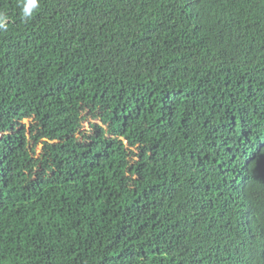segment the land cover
I'll use <instances>...</instances> for the list:
<instances>
[{
	"label": "trees",
	"instance_id": "1",
	"mask_svg": "<svg viewBox=\"0 0 264 264\" xmlns=\"http://www.w3.org/2000/svg\"><path fill=\"white\" fill-rule=\"evenodd\" d=\"M24 2L0 0V264H264V0Z\"/></svg>",
	"mask_w": 264,
	"mask_h": 264
},
{
	"label": "clouds",
	"instance_id": "2",
	"mask_svg": "<svg viewBox=\"0 0 264 264\" xmlns=\"http://www.w3.org/2000/svg\"><path fill=\"white\" fill-rule=\"evenodd\" d=\"M38 3L39 0H25L24 4H23V9H22V14L25 17H31V15L33 14V12L38 8ZM5 24V18L3 17L2 14H0V26H4ZM27 122V124H26ZM32 121L31 120H24L23 121V125H25L26 129H30V125H31ZM39 142H43V140L41 141H33L32 142V149L35 150V146L39 143ZM52 143H56V141H53ZM43 146V143H42ZM43 150V148H42ZM42 153V151H41ZM41 153L39 155H36L37 157L41 155ZM36 154V153H35Z\"/></svg>",
	"mask_w": 264,
	"mask_h": 264
},
{
	"label": "rangeland",
	"instance_id": "3",
	"mask_svg": "<svg viewBox=\"0 0 264 264\" xmlns=\"http://www.w3.org/2000/svg\"><path fill=\"white\" fill-rule=\"evenodd\" d=\"M96 121H93L92 119H87L86 123L84 124V128L89 131L90 130V124L91 123H95ZM27 124V122H26ZM120 140L123 141V143L126 145L127 149H128V152L126 153V158L127 160L133 164L132 162L133 161H137V159H139V157L136 155V153L134 152L135 148L139 145L137 144L136 146H130L129 145V142L124 138V137H118ZM42 143L39 142L36 146H35V153L36 155H39L42 151Z\"/></svg>",
	"mask_w": 264,
	"mask_h": 264
}]
</instances>
